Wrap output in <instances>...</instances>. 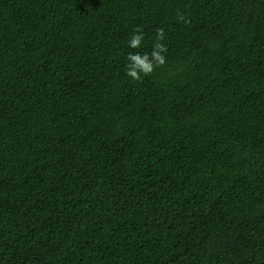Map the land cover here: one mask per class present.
<instances>
[{"label":"trees","instance_id":"trees-1","mask_svg":"<svg viewBox=\"0 0 264 264\" xmlns=\"http://www.w3.org/2000/svg\"><path fill=\"white\" fill-rule=\"evenodd\" d=\"M0 264H264V0H0Z\"/></svg>","mask_w":264,"mask_h":264},{"label":"clouds","instance_id":"clouds-1","mask_svg":"<svg viewBox=\"0 0 264 264\" xmlns=\"http://www.w3.org/2000/svg\"><path fill=\"white\" fill-rule=\"evenodd\" d=\"M178 19L184 20V16L178 13ZM134 34L128 46L135 49L141 45L143 40V33L139 27L134 29ZM163 28L158 29L156 32V42L153 46L151 53H129L126 59L130 62L126 64V75L131 77L135 81H140L143 76H148L153 73L156 68L162 67L166 63L165 56L163 53L167 52V47L165 44L161 43L164 39Z\"/></svg>","mask_w":264,"mask_h":264}]
</instances>
